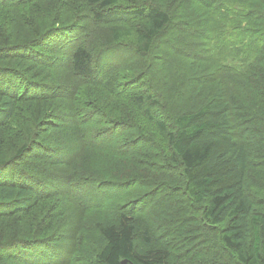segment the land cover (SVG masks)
<instances>
[{
	"label": "trees",
	"instance_id": "16d2710c",
	"mask_svg": "<svg viewBox=\"0 0 264 264\" xmlns=\"http://www.w3.org/2000/svg\"><path fill=\"white\" fill-rule=\"evenodd\" d=\"M3 3L22 7L24 30L0 36V264L66 263L56 230L68 214H43L41 206L49 193L69 195L89 180L80 167L88 150L129 157L136 174L127 185L161 178L145 192L152 203L145 212L123 205L124 182L106 184L113 194L86 214L98 219L87 225L88 264H264V0ZM89 17L94 31L83 30ZM156 42L152 80L145 61ZM101 48L131 52L142 67L103 70ZM119 77L124 82L115 84ZM97 90L107 92L96 96L104 104ZM69 94L73 107L64 109ZM168 172L180 179L179 195L169 193ZM174 199L202 205V218L186 228L215 235L218 227L208 248L217 243V253L183 261L156 243L151 229L160 222L163 232L184 226L186 216L167 219ZM78 223L73 236L82 245Z\"/></svg>",
	"mask_w": 264,
	"mask_h": 264
},
{
	"label": "rangeland",
	"instance_id": "374dc122",
	"mask_svg": "<svg viewBox=\"0 0 264 264\" xmlns=\"http://www.w3.org/2000/svg\"><path fill=\"white\" fill-rule=\"evenodd\" d=\"M6 4V5H3ZM0 4V36L4 37L5 34H10L11 32L17 33V30H24V21L23 19L20 18V12L22 10V7L20 6H13L11 3H3ZM2 5V6H1ZM10 5V6H8ZM70 10V9H69ZM64 12V11H62ZM73 12V11H71ZM61 13V12H60ZM94 17H89L88 23H86V27L83 29L86 31V29L91 28L92 31L95 30V20L93 19ZM5 32V33H4ZM80 37L81 34H78ZM1 37V38H2ZM92 44L93 47L97 48L99 47L100 41L96 36L92 38ZM161 46L159 43H155L153 45V49L150 51V56L148 59H146V63L150 62L151 64L149 66L148 72L145 70V73L147 76L149 74L153 78L152 80L155 79V76H157V72L159 67L156 66V61L157 57L156 54L161 52ZM132 53L129 52V55H124V54H119L116 51H112L111 48H101L100 49V60L102 62V67L103 70H106L109 68L111 65L116 64L117 71L123 70L124 66H127L130 64V69L133 70L132 72L128 73H137L139 72L138 70L141 69L142 66H137V69L134 66V57L131 56ZM150 59V60H149ZM141 61V58L137 60V62ZM159 60V58H158ZM133 62V63H132ZM160 63V60H159ZM139 65V63H138ZM151 68H153V73L151 74ZM137 73L135 75H137ZM143 75V71L140 72ZM126 73H121V75H125ZM127 74V75H128ZM140 76V75H139ZM151 76L149 78H151ZM126 80V78H125ZM120 82H124V79L122 78H117L115 81V84H118ZM88 85L84 87L86 89ZM107 92L106 91H98L97 94H93L94 98H97V101L101 104H104L103 101L96 97V96H106ZM69 99L66 97L65 99H62V104L64 106V109L66 108H72V95L69 94ZM110 97V96H109ZM188 97V96H184ZM111 98V97H110ZM112 104H114V100L111 99ZM15 132L13 133V136L15 135V139L20 140V136L24 135V131L21 130V126L17 127L14 129ZM66 156L64 157V159ZM82 165L80 166L84 171L85 174L88 175L89 180L87 181H79L78 182V187H75L72 193L69 195L65 193H61L58 196H53V193L55 194L56 192H51L48 194L47 197L42 201L43 205L41 206V210L44 214L46 211H55L60 214L65 213L62 216H65L66 213L68 214L67 217H62L61 220H63V225L62 227L58 228L56 230V235L60 239V246H63V248L60 247L61 249V257L59 260H62L63 262L66 263H59V264H88L89 260L91 258V250L89 249V244H88V235H87V225L91 224L92 220H98L96 218H89L86 214L90 211L92 205H97L101 199V197L106 198L109 193L110 195L113 194L111 190L113 189L112 186H108L106 184H109V182L112 181H126L129 178H132L135 174L136 171L135 169H132V161L129 157L123 159L119 158L118 160L114 159L113 157H105V156H100L97 152L88 150L86 154H84V158L82 160ZM163 172H161L162 174ZM171 172H168L165 174L166 178H168L167 184L172 188V190L169 192L171 194H178L181 192L180 188L178 185H180V179L176 175L172 174ZM42 178V177H41ZM161 178L160 175L155 174L153 176V179L149 178L147 181V185H138V184H124L119 186V191L122 194V199H125V203L123 205L130 203L128 208H131L130 206H137L139 208H142V210L145 212L147 210L152 211L150 209V205L152 203L144 201L150 199V195L145 194L146 191L150 189V187L155 183L160 182ZM45 181V179H43ZM50 182H46V185L49 186ZM61 184V183H59ZM256 187H258L256 185ZM153 189H150L152 191ZM174 198V197H173ZM185 200V199H184ZM175 202V203H174ZM182 204L180 205V202L177 201L176 205V199L169 205L168 210L166 212H169V219L170 221L180 219L184 220V216H186V220L184 223V226L180 227L179 225L176 226V228L171 227L165 230L164 232L160 231L162 229L161 222L159 224V227H154L151 229L152 232V237H153V232L155 234V237L157 239V244H165L166 246L170 247L174 252L177 253H183L184 254V260H198V258H204L208 251L210 244L214 241H218L219 237V231L218 227H216V233L215 235H210L213 234L210 227L204 228L201 227L199 229L198 233H189V229L186 228L187 226H192L193 223H197L199 221V218L201 219L202 216V205L200 204H195L192 203L188 200H185L184 202H181ZM152 206V205H151ZM71 208V212L69 211ZM176 208L178 209V213H176ZM69 209V210H68ZM183 209V212H180V210ZM187 210H193L194 214L193 217H191L187 213ZM106 218H110V213L107 211L105 212ZM180 217V218H179ZM89 218V219H88ZM87 219V220H84ZM76 220V221H74ZM165 220V219H164ZM191 221V223H190ZM78 222H81L83 226L77 227L76 233H80L83 231L82 234V239L84 238V242L82 245H79L76 240H75V235L73 236V229L75 228V224ZM168 222V220H167ZM25 224V223H24ZM79 225V223H78ZM72 230V231H71ZM195 230V229H194ZM218 231V232H217ZM202 234V237L199 241H197V237ZM217 234V235H216ZM177 236H183V237H177ZM193 236V237H191ZM72 237V238H71ZM191 237V238H190ZM91 239H89L90 241ZM70 245V247H69ZM162 246V245H161ZM68 250L72 248V255L71 258H69V253L66 252V249ZM67 250V251H68ZM200 251L202 254H197L193 255L196 252ZM217 243H214L210 250V254H215L217 253ZM205 253V254H203ZM193 255V259H191V256ZM198 257V258H197ZM62 258V259H61ZM226 264H231L233 261L229 258L225 260ZM194 264V263H193Z\"/></svg>",
	"mask_w": 264,
	"mask_h": 264
},
{
	"label": "water",
	"instance_id": "95a60500",
	"mask_svg": "<svg viewBox=\"0 0 264 264\" xmlns=\"http://www.w3.org/2000/svg\"><path fill=\"white\" fill-rule=\"evenodd\" d=\"M120 264H133V263L128 259H123L120 261Z\"/></svg>",
	"mask_w": 264,
	"mask_h": 264
}]
</instances>
